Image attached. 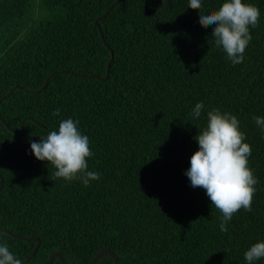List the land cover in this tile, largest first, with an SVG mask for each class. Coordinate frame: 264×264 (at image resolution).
I'll return each mask as SVG.
<instances>
[{"label": "trees", "instance_id": "16d2710c", "mask_svg": "<svg viewBox=\"0 0 264 264\" xmlns=\"http://www.w3.org/2000/svg\"><path fill=\"white\" fill-rule=\"evenodd\" d=\"M0 0V231L38 238L23 264H44L60 253L68 264H89L109 249L119 264H248L244 253L264 242V0L244 61L233 66L216 46L215 25L202 27L199 13L218 11L225 0ZM199 118L190 113L197 103ZM57 109L60 115L53 116ZM235 115L248 167L258 180L252 211L241 208L221 232L222 213L206 190L193 188L185 172L199 150L195 139L208 112ZM78 121L94 155L86 171L100 179L85 186L54 175L55 167L31 152L32 137L46 138L61 121ZM80 175V174H78ZM0 244L22 261L36 246L0 234ZM52 264H61L56 258ZM96 264H113L108 255ZM255 264H264V258Z\"/></svg>", "mask_w": 264, "mask_h": 264}, {"label": "clouds", "instance_id": "9594fccd", "mask_svg": "<svg viewBox=\"0 0 264 264\" xmlns=\"http://www.w3.org/2000/svg\"><path fill=\"white\" fill-rule=\"evenodd\" d=\"M201 0H189V8L199 10ZM259 9L242 0H225L218 11L199 13L202 27L215 25L211 36L216 46L222 47L232 65L244 61L245 49L252 36L249 26L256 28L260 18ZM204 108L197 103L190 115L199 118ZM53 116L60 115L57 109ZM206 129L195 137L199 150L190 158V168L185 172L193 188H203L214 206L222 213L219 224L221 232L228 231V223L241 208L252 211L254 185L258 180L248 167L252 149L245 134L239 131V121L235 115L221 113L218 109L208 112ZM257 127L264 131V118L253 116ZM78 121L71 118L60 122L58 130L48 133L40 142L29 141L31 152L38 161L50 162L56 169L54 175L67 182L80 179L87 187L100 179V173L86 171V158L94 155L89 149V139L78 130ZM80 174V175H78ZM248 264L264 258V242L252 245L245 253ZM0 264H23L7 244H0Z\"/></svg>", "mask_w": 264, "mask_h": 264}, {"label": "water", "instance_id": "95a60500", "mask_svg": "<svg viewBox=\"0 0 264 264\" xmlns=\"http://www.w3.org/2000/svg\"><path fill=\"white\" fill-rule=\"evenodd\" d=\"M121 0H116L108 9L107 11L102 15V16H99L94 22H93V25L97 28L98 32H99V36H100V39L102 41V44L104 45V47L110 51L108 45L105 43V40H104V37H103V34H102V31L98 25V22L103 19ZM113 62V53L110 51V59L107 63V66H106V76L104 78H101L99 76H96V75H79V74H74V73H71V72H68V71H62L61 74H67V75H70V76H73V77H77V78H90V79H96V80H99V81H105L107 78H108V75H109V72H110V67H111V64ZM57 73H52L50 74L46 80L44 81L43 83V86L37 90V91H29V90H26V89H23L21 87H18V86H15L13 87L5 96L1 97L0 98V102H2L3 100L7 99L8 97L11 96V94L13 93L14 90H22L24 91L25 93L27 94H37L41 91H43L49 80L55 76ZM27 120H30V121H33L34 123H36L33 119L31 118H25L21 121L20 123V126H19V132H15V131H12L8 125L4 122V120L2 118H0V122L6 127V129H8L9 131H11L14 135L16 136H21L23 134V125L25 123V121ZM28 139H25L22 141L19 149H18V152H17V155L16 157L14 158V160L10 163H7V162H4V161H1L0 160V163L3 164V165H12L16 162V160L19 158L21 152H22V149H23V146L25 144V142L27 141ZM31 140H41L40 138H36V137H32ZM3 186V178L0 176V190ZM0 234L1 235H5V236H8L10 238H14V239H18V240H22V241H25V242H35L36 243V246L35 248L33 249L32 253L27 257L25 258L22 262H27L29 261V259H31L34 254L36 253V250L38 249L39 245H40V240L38 238H34V237H31V238H20V237H17L13 234H10L8 232H4V231H0ZM104 255H108L112 258V261H113V264H119V258L109 249H105V250H101L99 251L94 257L93 259L91 260V262L89 264H96L97 261ZM58 259L59 262L61 264H68L65 259L63 258V256L60 254V253H52L48 260L44 263V264H52L53 263V260L54 259Z\"/></svg>", "mask_w": 264, "mask_h": 264}]
</instances>
